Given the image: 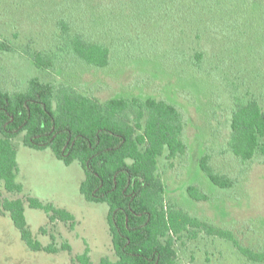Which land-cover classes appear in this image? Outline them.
<instances>
[{
  "label": "rangeland",
  "instance_id": "rangeland-1",
  "mask_svg": "<svg viewBox=\"0 0 264 264\" xmlns=\"http://www.w3.org/2000/svg\"><path fill=\"white\" fill-rule=\"evenodd\" d=\"M72 1L0 0V40L12 43L14 49L0 51V77L2 75L4 85L11 92H21L27 88L30 79L38 78L74 87L100 101L158 97L177 104L187 118L185 140L189 151L185 157L174 161L170 170L164 168L163 161L160 162L167 202L176 204L201 221L234 232L244 246L264 253V161L243 165L228 153L230 98L221 85V67L213 71L201 66L191 68L185 61L184 45L185 36H189L187 44L193 54L199 43L194 38L197 34L191 31L189 35L191 20L204 17L206 22L200 25L203 32H207L212 21L221 26H233L238 22L243 36L229 32V39L214 34L205 38L201 46L217 59L221 54H225V59L237 57L243 67L264 81V13L236 17V22L222 14L207 16V0L199 4L190 0L186 3H175L174 0H84L81 6L75 5L76 11L85 17L84 20L92 19L93 29H97L95 26L100 25V18L103 19L101 25H105L112 41L118 37L117 32H121L124 17L125 23L133 29L128 35H133L136 45L145 49L124 46L120 49L121 58L117 57L104 69L63 62L56 70H41L34 65L28 52L43 51L50 46L49 39L57 18L66 14H55V10L73 5ZM124 13H127L126 17ZM150 18L152 22H144V25L137 21ZM100 28L97 37L103 39L105 32ZM219 30L223 34V30ZM166 59L172 64L162 61ZM217 63L215 61V67H218ZM242 76L253 81L249 74ZM23 139L24 133L13 140L19 167L17 182L23 186L21 197L30 196L52 203L73 214L76 220L74 227L58 222L53 228L48 227L49 234L43 235L40 229L49 224L47 214L26 206L27 226L42 245H49L52 242L50 234H54L57 245L68 242L72 252L31 251L9 214L0 207V264H79L76 257L84 254L87 248L93 264H99L106 257L115 260L108 224L109 206L84 199L81 185L85 173L79 163L67 165L58 160L51 149L28 148ZM223 149L225 151L220 153ZM209 150L216 171L231 178L243 176L236 187L218 188L204 176L199 160ZM190 186H197L201 193L208 195V200H194L188 192ZM0 194L2 199L20 197L5 191ZM176 250L180 264H253L230 242L206 234H200L196 239L187 238L183 243L178 241Z\"/></svg>",
  "mask_w": 264,
  "mask_h": 264
},
{
  "label": "trees",
  "instance_id": "trees-1",
  "mask_svg": "<svg viewBox=\"0 0 264 264\" xmlns=\"http://www.w3.org/2000/svg\"><path fill=\"white\" fill-rule=\"evenodd\" d=\"M73 1V5L55 10V14H66L57 18L49 39L50 46L43 51L28 52L37 68L53 71L66 62L104 69L111 66L117 57L121 58V48L137 46L136 40H132L133 35H128L133 33L132 25H127L124 17L121 32H117L119 40L110 41L112 37L107 34L105 25H101L103 19L100 18V25L93 29L92 19L84 20L85 17L76 11L75 5L81 6L84 0ZM185 1L174 0L175 3ZM190 1L194 4L202 2ZM101 6L103 4L98 6L99 11ZM205 12L207 16L222 14L236 21V17L263 14L264 0H207ZM124 15L126 17L127 13ZM151 19L137 21L144 25V22H152ZM204 21L203 17L190 22V32L187 31L186 35L188 32L191 35V31L197 34L194 38L199 43L195 49L192 48L191 54V47L187 44L189 36H185V61L191 68L201 66L213 71L221 67V85L230 98L226 150L243 165L262 163L264 81L243 67L237 57L225 59V54H221L217 59L201 46L205 38L214 34L229 39V32L243 36V29L237 21L233 26H221L212 21L206 28L207 32H203L200 25H204ZM99 28L105 32L103 39L97 37ZM138 48L141 51L145 49ZM13 50L12 43L0 40V51ZM162 61L166 63L167 59ZM215 61L218 67L214 66ZM243 74L253 76V81H247L248 77ZM1 77L0 193L5 191L20 197L2 199L0 194V207L9 214L21 233L22 241L31 251L70 253L72 247L65 241L57 245L54 234H50L52 242L47 246L34 239L26 222V206L47 214L49 224L40 229L43 235L49 234L48 227L53 228L58 222L74 227L76 220L73 214L52 203L30 196L21 197L23 186L17 182L19 167L13 140L23 133L26 147L36 150L49 148L65 164L79 163L85 173L81 185L84 199L109 206L108 224L116 259L106 257L99 264H180L176 243H183L187 238L196 239L200 234L226 240L247 261L264 264V253L244 246L234 232L201 221L176 204L167 202L160 162L163 161L164 168L170 170L174 161L185 157L189 151L185 140L187 118L177 104L158 97H121L100 101L74 87L38 78L30 79L24 91L11 92ZM222 151L225 150L220 153ZM199 167L204 176L221 189L236 187L243 178H231L216 171L211 150L202 155ZM188 192L196 201L208 200V195L201 193L197 186H190ZM89 253L87 248L84 254L76 257V261L93 264Z\"/></svg>",
  "mask_w": 264,
  "mask_h": 264
}]
</instances>
